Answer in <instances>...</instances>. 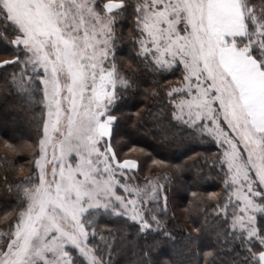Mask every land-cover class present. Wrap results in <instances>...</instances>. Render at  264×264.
<instances>
[{"label":"snow or ice","instance_id":"1","mask_svg":"<svg viewBox=\"0 0 264 264\" xmlns=\"http://www.w3.org/2000/svg\"><path fill=\"white\" fill-rule=\"evenodd\" d=\"M129 8L140 63L156 76L180 73L165 93L162 147L208 137L220 145L217 227L238 242L237 264H264V12L248 0H0V39L15 49L0 68L14 66L11 83L39 94L45 112L37 175L16 185L0 264H112L95 242L98 217L140 232L160 225L149 205L162 198L166 211V185L135 182L138 161L112 143L115 109L134 86L114 51Z\"/></svg>","mask_w":264,"mask_h":264},{"label":"trees","instance_id":"2","mask_svg":"<svg viewBox=\"0 0 264 264\" xmlns=\"http://www.w3.org/2000/svg\"><path fill=\"white\" fill-rule=\"evenodd\" d=\"M248 2L258 15L264 12V0ZM133 27L129 8L117 22L123 39L117 41L114 51L120 72L134 86L123 94L115 109L119 123L112 143L122 159L138 161L135 182L161 178L167 189L166 211H162V198L158 204L149 205L160 216V225L154 224L145 232L123 219L100 216L95 224V242L105 259L110 253L112 264H136L142 251L149 253L152 264H237L238 242L217 227L214 208L223 195L217 163L222 149L210 137L187 139L186 146L180 148L162 147L163 122L169 111L165 93L170 82L180 79V73L160 77L145 69L128 38ZM14 51L7 40L0 39V58H10ZM14 71V66L0 68V232L7 230L6 214L16 207V185L25 177L37 175L35 146L45 117L39 94L29 98L11 83ZM132 148L136 151H129ZM153 161H164L165 167Z\"/></svg>","mask_w":264,"mask_h":264},{"label":"rangeland","instance_id":"3","mask_svg":"<svg viewBox=\"0 0 264 264\" xmlns=\"http://www.w3.org/2000/svg\"><path fill=\"white\" fill-rule=\"evenodd\" d=\"M252 8H253L254 11H256V9H255L254 7H252ZM257 10H258V8H257ZM217 144H218V143H217ZM218 145H219V144H218ZM219 147H220V145H219ZM220 148H221V147H220ZM134 171H135V170H134Z\"/></svg>","mask_w":264,"mask_h":264}]
</instances>
